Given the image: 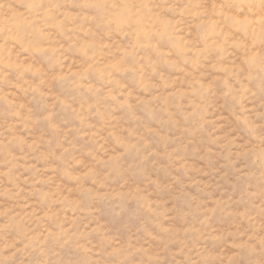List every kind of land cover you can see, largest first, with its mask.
<instances>
[{
    "label": "rangeland",
    "instance_id": "obj_1",
    "mask_svg": "<svg viewBox=\"0 0 264 264\" xmlns=\"http://www.w3.org/2000/svg\"><path fill=\"white\" fill-rule=\"evenodd\" d=\"M0 264H264V0H0Z\"/></svg>",
    "mask_w": 264,
    "mask_h": 264
}]
</instances>
